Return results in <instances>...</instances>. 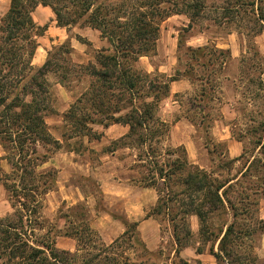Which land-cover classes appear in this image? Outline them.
Masks as SVG:
<instances>
[{
  "label": "trees",
  "instance_id": "1",
  "mask_svg": "<svg viewBox=\"0 0 264 264\" xmlns=\"http://www.w3.org/2000/svg\"><path fill=\"white\" fill-rule=\"evenodd\" d=\"M206 0H12L9 11L0 19V145L10 165V172L0 178L5 187L12 212L0 216V264H147L144 259L132 257L130 251L141 246L149 252L137 231V223H127V229L111 244H106L87 221L71 222L76 239L74 252L56 246V236L46 230L43 217L44 196L54 190L57 170L41 167L60 149L62 143L52 134L47 117L53 113L52 88L47 78L54 73L64 81L69 71L60 72V57L49 52L42 66H35L33 58L39 46L38 38L47 26H37L32 12L39 5L50 6L60 26H85L98 30L111 47L101 49L95 62L75 65L90 78L86 91L64 113L77 136L99 138L92 124L109 126L128 125L127 135L113 141L107 151L130 147L138 151L137 164L146 169L142 185L156 189L162 184L168 197L159 196L151 215L167 210L176 253L190 244L192 232L188 217L197 215L200 220V238L206 237L214 215L222 218L210 253L214 264H264L254 251H242L243 242L256 232H264V220L256 219L259 202L251 203V195L264 197V178L250 187L242 188L237 202L229 193L239 184L236 176L222 178L216 170L208 172L192 165L185 149L160 150L168 125L158 116L160 103L169 95V84L183 73L178 70L172 77L138 71L136 63L144 56L156 53L161 24L176 14H185L189 26L206 8ZM264 0H225L222 18L234 20L250 7L256 18L252 21L255 34L264 31ZM64 54L71 53L68 44L58 47ZM64 49V50H63ZM191 66L185 76L202 84L201 95L209 97V82L215 71L225 63L224 50L216 47H189ZM196 55V56H195ZM209 55V57H207ZM197 65L199 76L193 74ZM196 67V66H195ZM264 90V77L256 81ZM212 85V84H211ZM251 131L262 132L257 140L259 153L264 156V121ZM165 136V137H166ZM240 141L243 138L238 137ZM164 141V140H163ZM177 157L160 161L164 155ZM244 158V154L242 156ZM255 159V158H254ZM253 159V160H254ZM238 159L228 160L220 169L229 168ZM245 165L242 178L247 177L253 163ZM264 170V163L261 162ZM252 176V175H250ZM260 180V176H256ZM260 185V186H259ZM259 200V199H258ZM256 207L252 213V207ZM251 208V209H250ZM257 220L255 225L239 223L240 218ZM218 242V249L215 244ZM198 253L203 248L197 249ZM133 253V252H132ZM176 264V263H175ZM182 264H188L183 262ZM196 264H202L197 261Z\"/></svg>",
  "mask_w": 264,
  "mask_h": 264
},
{
  "label": "crops",
  "instance_id": "2",
  "mask_svg": "<svg viewBox=\"0 0 264 264\" xmlns=\"http://www.w3.org/2000/svg\"><path fill=\"white\" fill-rule=\"evenodd\" d=\"M11 1L0 0V19L9 11ZM32 17L37 26H47L45 33L38 38L39 46L33 58L35 66H42L47 61L49 52L54 46L64 44L71 46V58L77 65H88L93 60L94 57L88 51L89 44H92L96 50L109 49L111 47L109 42L96 29L80 25L71 27L60 26L50 6H37L32 12ZM168 19L182 26H185L184 20H188V23L190 22L189 17L185 14H176ZM167 31L170 33V28ZM188 43L189 47L194 48L206 46L198 45L195 47L193 41ZM212 45L227 52L233 60H237L242 55L241 50L238 48V40L232 34L224 38H215L212 41ZM178 50L179 39L177 36L173 37L170 35V38L166 39L164 35L157 42L156 53L142 57L139 63L145 72L150 74L157 72L165 77H172L179 70L177 68L179 61ZM158 55L165 57V61L159 65L153 62ZM225 68L226 61L222 70L212 73L209 82V97L204 98L201 95L202 84L182 74L170 82L169 95L161 102L158 110L159 118L169 127L168 134L164 140L165 147L184 148L188 162L202 168L203 157L208 154L210 157L212 153L211 149L208 151L205 137L199 134L202 121L206 117L202 116V120L197 124L195 114L205 113L208 104L209 145L222 147L220 156L227 160L238 159L234 164L241 161L245 152L244 141H240L234 133L237 122L241 118L237 105L243 94L239 90L232 88L231 84H234V82L229 78V75L224 74ZM47 78L51 82L49 74ZM56 86L67 103L74 99L73 92L64 85L57 82ZM255 103L252 97L248 98L247 105L249 107L254 108ZM69 106L70 104H67V107L62 112ZM214 111L218 113L215 114ZM93 130L98 132L99 138L94 139L84 136L89 148L92 150L88 149L83 152H76L75 150L60 151L55 153L41 167V169L57 170L56 184L58 192L60 193L61 191L63 196V199L59 202L56 197L51 196V193L48 194L47 202L42 211L43 217L55 221L57 229L63 231L55 238L56 246L61 250L70 252H74L77 248L76 239L66 235V229L71 225V221L65 216L58 217V213L61 210L65 211L73 208L82 198L84 199L81 196V199L77 198L72 203L64 201L65 198L70 199L81 194V188L77 185V178L85 176L97 182L103 195V204L100 208L96 201L91 203L90 197L86 196L88 212L86 221L99 234L102 241L106 244H111L123 235L127 229V223H137V231L147 250L151 253H156L163 243V234L160 223L155 218V215H151L150 210L156 206L159 195L154 188L145 187L135 182L139 175V171L135 168L138 163L136 149L130 147H121L114 151L104 149L111 145L113 141L127 135L130 130L129 126L112 124L105 127L100 124H93ZM92 153H96L99 156L96 163L91 158ZM4 156L5 152L0 145V158L2 161L6 160ZM244 169L240 171V176L236 177V181L242 178ZM257 213L258 218L264 220V201L259 204ZM7 214V211L4 214L0 213L1 216ZM73 222L78 224L75 220ZM188 223L193 234L198 229L200 220L197 215H191L188 217ZM170 233L175 246L168 258L164 253L165 258L162 264H167V261H170V264H175L172 262L173 258L176 257L180 260H182L181 258H188L191 255L190 250H193L190 240V244L177 254V246L172 229ZM198 248H196V252L195 250L192 251L193 257H189L200 261L206 254H203L204 251L198 253ZM213 258L215 260L214 256Z\"/></svg>",
  "mask_w": 264,
  "mask_h": 264
},
{
  "label": "rangeland",
  "instance_id": "3",
  "mask_svg": "<svg viewBox=\"0 0 264 264\" xmlns=\"http://www.w3.org/2000/svg\"><path fill=\"white\" fill-rule=\"evenodd\" d=\"M225 0H206V8L202 10L200 16L189 26L190 22L188 20H184L185 26L179 25L176 22H172L173 20L166 19L161 24L160 30V38L165 35L166 39L170 38V35L179 39V50H178V69L185 74V72L190 69V63H192V59L190 58L191 52L188 50V45L190 41H193L196 46L198 45H207L209 47H213L212 41L215 38L219 37H227L229 34H232L234 38L238 40V48L241 50L242 55L237 60H233L232 57H229V54H225L226 60V68L224 70V74L229 75V78L233 80L234 84H231L232 88L239 90L243 96L239 99V104L237 105V109L241 114V118L239 122H237V126L235 127V135L237 137H242L245 144V152L244 158L241 159L239 163L230 165L229 168L220 169L219 167L226 163L228 160L221 157L220 153L222 152V147H216L209 145V104L208 108L205 109V113L195 114V120L197 124L200 120H202V116L206 117L203 123L201 124L200 133L201 136L205 137V144L209 149H211V156L205 155L203 157L202 165L204 170L208 172L216 170L218 174L222 176V178L240 176V171L243 170L245 165L248 164L249 161L253 160L251 165V170L249 171V175L245 178H240L239 184L234 186V189L229 193L230 198L237 202L238 194L241 192L242 188L250 187L251 185H255L263 180L264 178V170L261 169V162L264 163V156L261 155L258 150L259 147L257 145V140L262 132L255 134L251 131L254 127H256L260 122L264 121V90L261 89L256 81L260 78L264 77V31L259 34H255V28L253 24V20L256 18L257 14H254L250 9V7H244L247 9V14H243V12L237 16L234 20H226L222 18V10L221 6L224 5ZM264 7V4H263ZM184 16V15H183ZM190 21V19H189ZM170 26V27H169ZM170 28V33L167 31ZM199 39V40H198ZM209 42L211 43L209 45ZM69 46V45H68ZM58 47L54 46L50 53L53 52L55 56L60 57L61 60L58 61L59 66L64 67L60 69V72L63 70L64 72L69 71L68 78L62 81V85H64L68 90L73 92L74 99L70 102H66L63 95L60 94L59 88H57L56 83L61 82L59 76L54 73H49V78L51 79L50 84L52 88V97H51V106L53 109V113H50L47 117V123L50 127V130L55 138L59 139L62 143V149L60 151H71L75 150L76 152H83L92 150L89 148V144L86 142V137L77 136L75 134L74 128H72L70 122L64 121V113H66L71 105L76 102V100L81 96V94L86 91L88 88L91 78L78 67H72V64H75L71 58L70 54H64L62 51H59ZM71 47V46H70ZM64 50V49H63ZM89 54L93 56L92 63L95 62V56L99 50H96L92 44H89L88 48ZM196 56V55H195ZM209 57V55H207ZM165 61V57L162 55H158V57L153 60L154 63L159 65L161 62ZM86 65V64H85ZM136 69L138 71H143L141 64L136 63ZM196 66V67H195ZM193 69H196L193 74L199 76L201 73V68L195 65ZM158 74L157 72L153 73V75ZM193 79V78H192ZM252 97L255 100L254 108H251L247 105L248 98ZM67 104L70 106L64 111L63 109L67 107ZM161 104V103H160ZM214 113H218L214 111ZM93 129V124L91 125ZM98 133V132H97ZM166 136V135H165ZM162 138V143L160 145H154V147H158L160 150L163 148V153L165 152L164 141L166 137ZM110 146V145H109ZM108 146V147H109ZM108 147H105L106 150ZM95 151V150H94ZM139 150H136L138 154ZM216 152V154H214ZM176 154L174 156L164 155L160 158V161H167L169 159H175L177 157ZM92 160L96 163L99 159V156L96 153H92ZM135 168L139 171V175L137 176L135 182L142 185V177L143 175H147L146 169H141L138 167V164L135 165ZM10 165L6 160L0 158V178L4 177L6 174L10 172ZM49 170V169H43ZM142 173H144L142 175ZM252 175V176H250ZM260 176V180L256 176ZM77 185L80 186L81 194H78L77 197L74 198H65L64 201L68 203L74 202L77 198L81 199V196L84 197L80 202H78L73 208L66 209L65 211L61 210L58 217L65 216L69 219V221L73 222L74 220L79 224L88 219L87 212V200L86 196L90 197V202H97L99 208L102 207L103 204V195L101 193V189L95 180H92L87 177H78ZM160 193L157 191L158 195L162 197L163 200H166L168 197L167 188L162 184ZM260 186V185H259ZM57 184H55L54 190L50 191L48 194H52V197H56L57 201L61 202L63 199L62 193L58 192ZM48 194L44 196V205L47 202ZM262 195V194H261ZM251 195V203L257 200L259 204L264 201V197L262 196ZM66 196V195H65ZM259 199V200H258ZM153 208V207H152ZM152 208L150 213L152 212ZM259 208V205L258 207ZM251 209V208H250ZM256 207H252L251 211L254 213ZM7 211L8 213L12 212L11 204L8 200L7 192L5 190L4 185L0 182V213L4 214ZM1 216V215H0ZM5 216V215H2ZM256 219L258 218V213L255 214ZM45 218V217H44ZM155 218L161 225L162 234H163V243L156 253L143 252V248L141 246H136V249L130 251L132 257L138 259H144L147 264H162L164 261V253L168 258L171 252L174 249V244L171 238V223L170 216L167 215V210L164 209L161 215L156 216ZM46 219L45 226L46 230H48L51 235L57 236L63 231H59L56 226V222L50 219ZM247 219V218H246ZM245 218H240L239 223L246 225H255V219L246 220ZM209 223L208 233L206 237L211 238L209 242L203 241L199 236V226L198 229L190 237L193 250L196 252L197 247L203 248L204 253L206 254L200 260L203 264H211L214 263V258L210 254V248L214 243V234H217L218 229L221 227L222 218L214 215L211 218ZM66 232H72L71 225L66 229ZM212 233H214L212 235ZM218 248V242L215 244V250ZM190 250L191 255L193 257V251ZM242 251L248 254L250 251H254L255 254L259 257V261L261 263L264 262V234L260 232H256L253 236L248 237L243 242ZM133 252V253H132ZM173 258L174 263L182 264L183 262H187L188 264H196L198 261L194 258ZM170 261H167V264H170Z\"/></svg>",
  "mask_w": 264,
  "mask_h": 264
}]
</instances>
